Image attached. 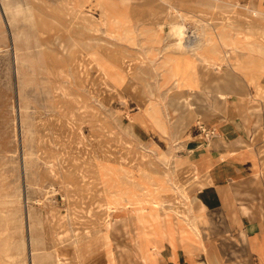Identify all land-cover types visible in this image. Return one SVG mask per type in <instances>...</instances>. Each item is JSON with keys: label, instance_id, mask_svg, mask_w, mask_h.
Here are the masks:
<instances>
[{"label": "rangeland", "instance_id": "374dc122", "mask_svg": "<svg viewBox=\"0 0 264 264\" xmlns=\"http://www.w3.org/2000/svg\"><path fill=\"white\" fill-rule=\"evenodd\" d=\"M173 22L188 34L199 27L181 52ZM222 27L264 49V0H0V264H57L78 240L91 241L83 264H113L138 244L146 251L138 215L151 204L177 220L174 245L192 234L204 264L229 258L220 235L206 237L211 215L177 165L187 139L214 135L207 112L225 105L220 119L264 123V93L254 95L229 64ZM239 52L264 61V53ZM194 63L208 88L188 85ZM214 81L233 86L218 90ZM196 212L200 231L191 227Z\"/></svg>", "mask_w": 264, "mask_h": 264}, {"label": "crops", "instance_id": "0c3cea01", "mask_svg": "<svg viewBox=\"0 0 264 264\" xmlns=\"http://www.w3.org/2000/svg\"><path fill=\"white\" fill-rule=\"evenodd\" d=\"M224 106L205 114V125L213 128L214 135L209 140L187 139L182 154L186 156L179 168L185 173L190 195L211 215L206 237L218 234L227 245L225 254L229 251V258L222 264H264V123L257 117L220 119L228 112ZM211 115L218 118L211 121ZM191 170L196 172L195 177L189 176ZM146 239L151 245L145 244V262L130 246L120 252L123 260L118 257L113 264L207 262L195 235L182 236L177 245L164 238L155 248L151 237ZM209 248L213 256L212 246ZM202 254L204 259L200 260Z\"/></svg>", "mask_w": 264, "mask_h": 264}, {"label": "bare ground", "instance_id": "6f19581e", "mask_svg": "<svg viewBox=\"0 0 264 264\" xmlns=\"http://www.w3.org/2000/svg\"><path fill=\"white\" fill-rule=\"evenodd\" d=\"M127 1V0H126ZM67 4V3H66ZM67 15V14H66ZM218 21V20H217ZM234 21V20H233ZM187 28L179 22H173L169 25V32L171 33V35L176 36L175 40V44L177 45L178 50L181 52L182 48H185L186 41L189 42L190 38H186V35H192V34H198V30L199 27H196L195 29L192 30L191 34H188V32H186ZM219 29V28H218ZM224 30V28H220L219 31H217V36L219 37L220 41H221V45L224 46L225 49V54L226 57L229 58V64L231 66H233V68L235 69H239L241 70L244 75L246 76V81L248 86H250L253 89V94L257 95L259 93V91H262L264 93V88H261L260 85L258 84V78L261 74L264 73V61H262L259 57H255L252 54L248 53L247 55L245 54H241V52H239L242 49L247 48V50H251V51H256L258 53V55H262L264 53V49L260 48L257 44V42H255L254 40H250V38L246 39L244 42H239L238 39L236 37H228V36H224L222 33V30ZM187 33V34H186ZM226 33V32H225ZM240 33V32H239ZM205 34V33H204ZM207 34V33H206ZM237 34V33H236ZM208 35V34H207ZM196 36V35H195ZM206 37V36H204ZM228 37V38H227ZM247 37V36H246ZM207 44V43H206ZM210 44V43H209ZM165 46V45H164ZM218 47V46H217ZM177 51V52H179ZM240 54H239V53ZM223 54V53H222ZM202 55V54H201ZM218 55V54H217ZM264 55V54H263ZM199 57V56H198ZM201 58V57H200ZM226 63V62H225ZM174 71L177 72V74L182 73L183 71H185V65L183 66V58H182V53H176L174 54ZM196 63L192 64L189 67L188 70V85L191 87V90H193L196 87H201V88H208V85L205 84L203 78L197 73L196 71ZM204 67H210L212 68V70L217 71L218 67H214L212 63H209L208 61H205L203 64H201ZM76 72V71H75ZM237 74V73H236ZM59 78V77H58ZM221 79V78H220ZM213 87L215 89L218 90H223L222 86L225 85L226 87H232V83L230 81H226L225 83H223L222 85L218 82V81H214L213 82ZM208 93V92H207ZM222 94V93H221ZM225 96V95H224ZM251 97V96H250ZM225 99V98H224ZM253 100V99H252ZM186 105H189L188 102L185 103ZM176 109H180L179 107H175L174 110ZM16 111V110H15ZM148 111V110H147ZM150 112V111H149ZM152 113V112H150ZM155 113V112H154ZM16 115V114H15ZM152 116V115H151ZM153 117V116H152ZM153 120V119H152ZM154 121V120H153ZM163 122V121H162ZM262 123V122H261ZM159 124V123H158ZM157 125V124H156ZM63 126V125H62ZM161 126V125H160ZM164 127V126H163ZM162 127V128H163ZM203 126L201 125V128ZM258 127V126H257ZM261 127L263 128V126L261 125ZM160 129V128H159ZM263 134V133H262ZM250 135V134H249ZM28 136V135H27ZM82 138V137H81ZM64 148V147H63ZM71 149V148H70ZM205 152V151H204ZM199 153V152H198ZM197 153V154H198ZM203 154V153H202ZM186 156V155H185ZM185 156H183V158H185ZM182 159V157H181ZM180 160H178L177 165L180 164ZM176 166V165H175ZM143 167V166H142ZM141 169V168H140ZM143 169V168H142ZM193 171V170H192ZM130 176V175H129ZM148 178V177H147ZM150 179V178H149ZM130 180V179H129ZM152 180V179H151ZM128 181V180H127ZM155 182V181H154ZM158 183V182H157ZM156 183V184H157ZM164 189V188H163ZM171 190V189H169ZM178 190V189H177ZM173 191V190H172ZM175 192V191H174ZM80 193V192H79ZM176 193V192H175ZM182 195V194H181ZM163 197V196H162ZM185 198V197H184ZM165 200V199H164ZM154 202V201H153ZM196 202V201H195ZM171 203V202H170ZM140 205V204H139ZM73 206V205H72ZM71 207V206H70ZM140 207V206H139ZM137 207V208H139ZM196 207V206H195ZM202 209V205L200 204L199 206ZM172 208V207H169ZM176 208V207H175ZM183 208V207H182ZM185 208V207H184ZM144 208H140L139 209V215H138V219L141 222V224H146L147 223V228L145 225L146 232H141L143 233V237H147L150 234H155L157 235L156 237H151V239H159V240H163L164 238H169V240L171 242L174 243V239L176 237V226L175 224L177 223V220L173 221L171 220V217L169 216V214H167V212L165 211V209L163 210L162 207H159L157 204H151L148 210L144 209V212L142 211ZM182 210V209H181ZM170 211V210H169ZM174 211V210H173ZM176 212V211H174ZM183 212V211H181ZM187 212V211H186ZM160 213H163V215H166L165 218H163V220H161L160 217ZM190 213V212H189ZM71 215V214H70ZM186 215V213H185ZM198 215L199 213L196 212L193 215V219L191 222V227L193 230H198L200 231L199 225H198ZM76 218V217H75ZM75 221V220H74ZM76 222V221H75ZM133 222V221H132ZM73 225V224H72ZM76 225V224H75ZM133 225V224H132ZM143 228V227H142ZM74 229V228H73ZM70 230V229H69ZM230 230V229H229ZM145 231V230H142ZM56 232V231H55ZM101 232H103V234L101 235L102 240L105 242V244L107 243L108 237H107V233L105 230H101ZM109 233V232H108ZM66 237V236H65ZM68 237V236H67ZM138 238V237H137ZM75 239V238H74ZM79 239V238H78ZM223 240V239H222ZM97 241V240H96ZM130 241V240H129ZM91 241H85V240H78L74 243H71L72 247H73V251L71 253H69V251H67V253H63V254H58V258H57V264H70L72 263V261L70 260H75L77 261L76 263H72V264H83L79 258L80 255V251H81V247L82 245H86V244H90ZM138 242V241H137ZM225 247H227L226 243L223 240L222 243ZM229 245V244H228ZM141 247V244L137 245V250H135L136 255L141 259L142 262H145V250ZM157 246H154V248ZM88 248V247H86ZM113 248V247H112ZM229 248V247H228ZM118 250V249H117ZM160 250V249H159ZM70 254V255H69ZM105 256V255H104ZM103 256V257H104ZM121 256V255H120ZM151 256V255H150ZM176 256V255H175ZM72 257V258H71ZM110 257V256H109ZM177 259V256H176ZM31 260V258H30ZM214 260L216 261V263L214 264H222L224 261L219 258V257H215ZM94 262V261H93ZM93 264V263H92Z\"/></svg>", "mask_w": 264, "mask_h": 264}]
</instances>
